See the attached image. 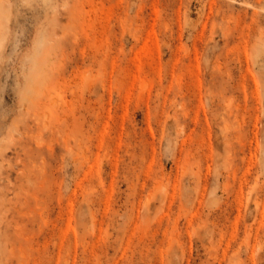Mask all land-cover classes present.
I'll return each mask as SVG.
<instances>
[{
  "label": "rangeland",
  "instance_id": "374dc122",
  "mask_svg": "<svg viewBox=\"0 0 264 264\" xmlns=\"http://www.w3.org/2000/svg\"><path fill=\"white\" fill-rule=\"evenodd\" d=\"M0 264H264V0H0Z\"/></svg>",
  "mask_w": 264,
  "mask_h": 264
}]
</instances>
